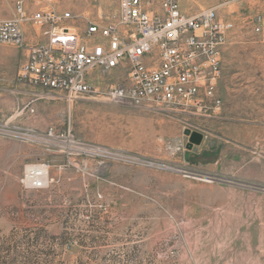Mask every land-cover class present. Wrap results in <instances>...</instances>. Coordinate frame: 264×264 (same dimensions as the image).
<instances>
[{"label":"rangeland","instance_id":"1","mask_svg":"<svg viewBox=\"0 0 264 264\" xmlns=\"http://www.w3.org/2000/svg\"><path fill=\"white\" fill-rule=\"evenodd\" d=\"M48 1L81 35L118 4ZM15 2L0 0V20ZM179 2L193 13L222 0ZM218 15L233 27L214 110L68 104L19 81L24 49L0 44V264H264V0Z\"/></svg>","mask_w":264,"mask_h":264},{"label":"built area","instance_id":"2","mask_svg":"<svg viewBox=\"0 0 264 264\" xmlns=\"http://www.w3.org/2000/svg\"><path fill=\"white\" fill-rule=\"evenodd\" d=\"M31 1L33 12L16 0L14 15L0 20V44L24 49L18 80L40 94L68 104L86 96L146 108L214 110L221 104V58L233 25L219 17L218 7L241 0L193 13L182 11L179 0H116L114 14L86 18L83 35L65 25L70 15H61L53 2ZM27 23L41 27L45 39L28 44ZM113 76L117 83L97 87ZM47 136L53 137L52 129ZM42 175V169L33 174V187L42 185Z\"/></svg>","mask_w":264,"mask_h":264},{"label":"bare ground","instance_id":"3","mask_svg":"<svg viewBox=\"0 0 264 264\" xmlns=\"http://www.w3.org/2000/svg\"><path fill=\"white\" fill-rule=\"evenodd\" d=\"M38 170H39L38 168H35L34 170L32 169V171H31L32 176H33V174H34L36 171H38Z\"/></svg>","mask_w":264,"mask_h":264},{"label":"crops","instance_id":"4","mask_svg":"<svg viewBox=\"0 0 264 264\" xmlns=\"http://www.w3.org/2000/svg\"><path fill=\"white\" fill-rule=\"evenodd\" d=\"M24 53H25V51H24Z\"/></svg>","mask_w":264,"mask_h":264}]
</instances>
